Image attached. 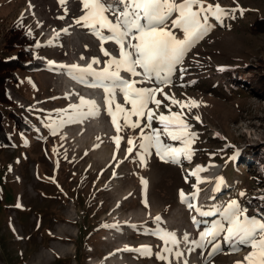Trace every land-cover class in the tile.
Returning a JSON list of instances; mask_svg holds the SVG:
<instances>
[{"label":"rangeland","instance_id":"obj_1","mask_svg":"<svg viewBox=\"0 0 264 264\" xmlns=\"http://www.w3.org/2000/svg\"><path fill=\"white\" fill-rule=\"evenodd\" d=\"M208 3L238 10L222 23L213 19L217 25L187 52L173 71L171 84L164 86L169 96L184 102L192 98L199 106L181 109L160 93L156 97L162 101L159 109L149 104L156 115L169 114L165 105L173 112L182 111L198 134L192 161L182 159L176 164L162 161L154 149L144 163L135 150L125 158L128 138L139 143L140 129L117 132L102 87L96 94L95 118L86 115L53 134L48 125L64 115L59 110L79 104L81 97L91 100L90 86L99 83L91 77L74 78L61 66L86 67L95 57L99 62L93 68L100 70L108 57L101 51L100 38L74 22L84 14L81 0H0V56L10 57L16 51L3 47L5 33L14 24L34 37L32 50L46 64L17 70V81L4 83L14 112L29 127L19 130L9 117L4 118L9 141L0 144V264H235L244 260L249 247L233 251L221 234L214 240L218 250L208 255L212 243L202 237L220 221L215 210L230 201L226 192L233 189L230 179L238 180L239 170L248 172L237 188L245 193L238 200L240 206L250 216L264 219V96L254 90L230 93L227 89L229 71L251 68L261 73L264 69V25L259 30L255 24L258 17L264 18V0ZM176 35L182 38L183 33L176 31ZM37 43L41 46L36 47ZM103 47L111 56L119 55L114 42ZM120 76L132 79L123 70ZM116 102L125 104L119 92ZM136 119L131 117L133 122ZM117 123L123 125V114L117 113ZM158 126L154 121L153 127ZM117 135L122 137L119 148L113 140ZM227 148L238 152L228 178L223 156ZM246 148L250 153L242 157L240 151ZM196 165L207 167L199 175L208 182L198 185L193 203L208 214L190 210L179 195L183 189L191 198L196 179L189 172ZM219 176L224 184L214 191ZM156 216L161 217L159 222ZM165 231L174 232L179 240V251L184 253L179 260L174 251L164 252L168 260L157 258L165 248L161 238ZM126 246H149L151 253L124 251Z\"/></svg>","mask_w":264,"mask_h":264},{"label":"snow or ice","instance_id":"obj_2","mask_svg":"<svg viewBox=\"0 0 264 264\" xmlns=\"http://www.w3.org/2000/svg\"><path fill=\"white\" fill-rule=\"evenodd\" d=\"M63 2L64 0H61V3ZM81 3L84 14L74 22L91 29L100 38L101 51L108 59L104 61L105 67L100 70L93 68V64L99 62L95 57L86 67L75 64L61 67L66 68L69 74L81 81L91 77L99 82L96 86L103 88L107 112L118 133L122 128L140 129L139 143H135L133 138L127 140L129 147L126 149V159L135 150L140 162L144 163V157L151 155L154 149L155 154L164 162L179 164L182 159L191 162L194 155L192 145L198 134L191 130L192 125L184 118L183 112H173L165 105L169 114L161 112L156 115L149 104H155L159 109L162 101L156 97L160 93L166 100H170L172 105H179L181 109L187 107L191 111L192 108L199 106L200 102L195 99L189 98L184 102L169 96L164 92V86L171 84L172 73L176 66L182 63L187 52L212 29L214 25L211 21L215 19L222 23L238 9L225 8L219 3L206 4V0H118L116 4H105L103 0H81ZM63 31L66 32L67 29ZM176 31L183 33L182 38L176 35ZM105 42H114L118 46L119 55L111 56L103 47ZM40 46L37 43L36 47ZM137 68L142 71H137ZM122 70L129 73L132 79L121 77ZM220 70H224V67L221 66ZM137 76H143V79H134ZM145 84L152 86H138ZM117 92L123 95L124 105L116 102ZM125 105H130V108H126ZM59 111L64 115L53 119L48 125L53 134L65 123L75 122L86 115L98 114L96 102L83 97L79 104L69 105L68 109ZM117 113L123 114V125L117 123ZM133 116L137 117L134 122L131 120ZM141 118L144 120L142 126ZM193 119L199 122L200 117L195 116ZM154 121L158 127H153ZM121 139L120 135L113 137L117 148ZM236 155L238 152L233 154L232 159H235ZM204 171H207V167L196 165L189 172V175L196 179V184L192 186L194 191L191 198L183 189L179 191V195L181 202L186 203L190 210L208 214L203 213L201 208L193 203L199 193L198 185L208 182L199 175ZM187 180L188 176L185 177L186 182ZM223 184L224 178L216 177L213 190L219 191ZM239 195L244 196L245 193L241 192ZM215 211L221 215V219L202 237L203 241L212 243V251L208 255L218 250L214 240L223 234V241L233 245V251H239L240 246L251 249L243 261H237L235 264H264V219L250 216L247 209L242 208L236 199L230 200ZM154 220L159 222L161 217L156 216ZM161 238L165 248L163 252L157 253L158 259H169L164 252L174 251L177 260L184 255L179 251V240L174 232L165 231ZM190 243L197 244L196 241ZM173 245L177 246L175 250L171 247ZM123 250L151 253L149 246L139 248L126 246ZM183 264H187V261Z\"/></svg>","mask_w":264,"mask_h":264},{"label":"trees","instance_id":"obj_3","mask_svg":"<svg viewBox=\"0 0 264 264\" xmlns=\"http://www.w3.org/2000/svg\"><path fill=\"white\" fill-rule=\"evenodd\" d=\"M239 13V15H241L243 11H240ZM214 22L215 20L211 21V23L214 25L212 28L217 25L214 24ZM255 24L260 30V25H264V18L258 17ZM4 37L5 38L3 41V47L6 50L16 49V51L14 55L10 57L0 56V144H4L9 141L4 123L5 117H9V119L14 122L15 126L19 130H23L29 127V124L27 125L21 123L20 121L22 118L19 114H16L14 112L12 107V101L6 94L4 83L7 80L17 81V70H32L44 67L46 65L44 58L34 54L32 49L35 45V39L34 37L29 36L24 28L21 29L20 27L12 24L6 31ZM254 70L255 69H253L252 71L251 68H248L247 71H240L236 69L229 71V76L231 77V79L227 82L228 91L231 93L238 92L241 90H254L257 95L264 96V69L261 73H257L258 71L256 72ZM25 125H27V127H25ZM228 147H230V145ZM228 149L230 148H227L228 152L223 153V156L227 159L225 164L227 167V170H225V177L227 178L232 176L231 173L233 172V168L231 165L234 161V159H232V150ZM249 151L250 150H248L247 148L245 150L241 149L240 152L244 153L242 157L248 156L250 153ZM235 175L239 177H237L238 180L230 179L231 181H234L233 189L230 190L233 192H226L229 193L227 197L230 200H239L240 198H242V196L239 195V193L241 192L237 188L242 185L243 180L248 175V172L246 170H239V172L235 173ZM248 183H251V178L248 180Z\"/></svg>","mask_w":264,"mask_h":264},{"label":"bare ground","instance_id":"obj_4","mask_svg":"<svg viewBox=\"0 0 264 264\" xmlns=\"http://www.w3.org/2000/svg\"><path fill=\"white\" fill-rule=\"evenodd\" d=\"M49 79V78H48ZM96 85H98V84H94V85H91L90 87H91V93H90V99L91 100H93V101H95L96 102V106L98 105L97 103H98V99H99V97H98V95H96L97 93H98V91H100L101 90V88H100V86H96ZM92 117L93 118H95L96 117V115H92Z\"/></svg>","mask_w":264,"mask_h":264}]
</instances>
